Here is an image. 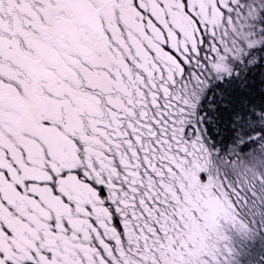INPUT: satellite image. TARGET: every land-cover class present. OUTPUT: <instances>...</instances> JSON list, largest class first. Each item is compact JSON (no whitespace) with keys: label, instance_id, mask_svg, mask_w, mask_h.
<instances>
[{"label":"snow or ice","instance_id":"obj_1","mask_svg":"<svg viewBox=\"0 0 264 264\" xmlns=\"http://www.w3.org/2000/svg\"><path fill=\"white\" fill-rule=\"evenodd\" d=\"M0 264H264V0H0Z\"/></svg>","mask_w":264,"mask_h":264}]
</instances>
